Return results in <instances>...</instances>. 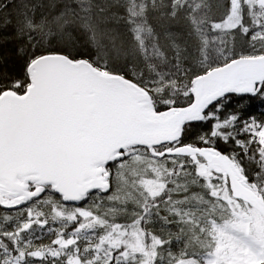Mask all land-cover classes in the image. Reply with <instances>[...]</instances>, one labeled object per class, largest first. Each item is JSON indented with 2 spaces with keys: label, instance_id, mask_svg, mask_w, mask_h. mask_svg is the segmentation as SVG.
Masks as SVG:
<instances>
[{
  "label": "snow or ice",
  "instance_id": "1",
  "mask_svg": "<svg viewBox=\"0 0 264 264\" xmlns=\"http://www.w3.org/2000/svg\"><path fill=\"white\" fill-rule=\"evenodd\" d=\"M0 264H264V0H0Z\"/></svg>",
  "mask_w": 264,
  "mask_h": 264
}]
</instances>
